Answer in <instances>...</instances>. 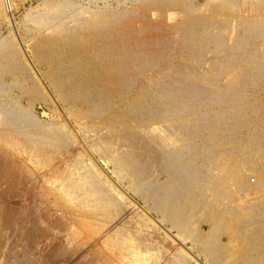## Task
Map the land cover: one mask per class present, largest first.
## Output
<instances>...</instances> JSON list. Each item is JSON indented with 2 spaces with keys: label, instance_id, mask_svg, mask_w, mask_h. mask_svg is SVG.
Returning a JSON list of instances; mask_svg holds the SVG:
<instances>
[{
  "label": "bare ground",
  "instance_id": "obj_1",
  "mask_svg": "<svg viewBox=\"0 0 264 264\" xmlns=\"http://www.w3.org/2000/svg\"><path fill=\"white\" fill-rule=\"evenodd\" d=\"M26 21L0 37V229L55 245L16 261L0 241L3 263L264 264V0H58Z\"/></svg>",
  "mask_w": 264,
  "mask_h": 264
},
{
  "label": "rangeland",
  "instance_id": "obj_2",
  "mask_svg": "<svg viewBox=\"0 0 264 264\" xmlns=\"http://www.w3.org/2000/svg\"><path fill=\"white\" fill-rule=\"evenodd\" d=\"M56 1H58V0H14V2H13V6H12V12H13V16H14V22L16 23H14V25L12 26V29L11 30H13L14 28V31H9L10 29V23H9V21H6V20H1L0 21V37H2V35H7L8 33H10L11 35H14L15 36V38H17L18 40H20L22 37H23V30H24V28H25V26H28L29 24H35L36 23V21H26V19H27V17L28 16H34L35 18H38V17H43L44 16V14L46 13V12H48V4H50V3H54V2H56ZM73 1H75V0H73ZM192 1H194V2H196V3H198L199 5H203L207 0H192ZM210 1H212V0H209V2ZM246 1H251V2H257L258 0H246ZM129 3V4H128ZM125 6H127V7H130V8H132L133 7V5L131 4V2H126V4H125ZM256 10L255 9H249V8H246V7H243V6H241L240 7V9H239V11H238V16H252V15H254L256 12H255ZM169 12V11H168ZM152 16L153 17H156L157 16V13H158V11H155V10H152ZM252 13V14H251ZM38 14H39V16H38ZM249 14V15H248ZM37 15V16H36ZM178 15V14H177ZM177 15H176V13H172L171 14V16H173V17H170V19H172V18H174V16H176L177 17ZM26 17V18H25ZM46 17V16H45ZM23 19H24V21H23ZM238 19H239V17H235L233 20H232V23H231V27H230V29H229V33H228V36H227V41H228V43H233V41H234V39L235 38H238L239 36L241 37L242 35L240 34V35H237L238 34ZM173 20V19H172ZM171 20V21H172ZM27 23H26V22ZM7 22H8V25H7ZM26 23V24H25ZM19 24V25H18ZM28 24V25H27ZM17 28V29H16ZM17 31H19L18 33H17ZM15 33H17V34H15ZM19 33H20V36H19ZM18 35V36H17ZM257 40H254V42H256ZM261 40H258L257 42H260ZM28 42H26V44H27ZM28 45H29V43L26 45V48L28 47ZM207 65V64H206ZM4 80L6 81V82H9V80L10 79H5L4 78ZM10 82H11V80H10ZM259 96H262V95H259ZM26 102H24V104H25ZM26 105V104H25ZM36 110H37V112H38V114L39 115H41L43 118H46V116H47V114L44 112V111H48V110H46L45 108H43L42 106H40L39 104L37 105V107H36ZM1 126H3V125H1ZM2 147V144H0V148ZM82 148H84V151H86V153H87V156L88 157H90L92 160H93V162H94V164L98 167V169H102L101 171H102V173H104V175L105 174H107V175H105L106 177L108 176V174H111V170L107 167V166H105L104 165V163L99 159V157H97L98 155L97 154H93V153H91V155H90V152L85 148V146L84 145H82ZM7 152V151H6ZM6 152H4L3 154H5ZM7 154V153H6ZM8 157H9V155H8ZM11 157V159H12V161H15L16 163H17V165L19 166L18 168L20 169V173L21 174H23L24 173V164L22 163V161L20 160V159H16V158H13L12 156H10ZM94 159L96 160V161H94ZM20 162H19V161ZM100 160V161H99ZM55 163H60V158H58L57 160H56V162ZM97 163V164H96ZM22 170V171H21ZM109 170V171H108ZM105 171V172H104ZM112 175V174H111ZM24 176V175H23ZM30 176V175H29ZM25 177V176H24ZM31 177V176H30ZM159 178H161L160 180H162V179H164V175H162V176H160ZM114 176L112 175V178L110 179V177H108V180L110 181V182H112L114 185H117L116 183H114ZM26 181V178H24V179H20V180H12L13 182H14V185L13 186H11V187H9V189H7L8 190V192H9V194H11L12 193V195H14L13 197L11 196V195H7V196H4V195H2V196H4V198L5 199H7V203L11 206V207H13L12 209H16V210H20V208L23 206V205H27V204H29V203H31V202H33L34 201V195H33V192H28V190L30 189L29 188V186H31V185H33L32 183L34 182V183H36L35 184V188H34V192L37 190V189H39V179L37 178V179H35V178H33V177H31V179L30 180H28V181ZM252 180H254V178H252ZM21 181V182H20ZM21 185V187H20V185ZM26 186V187H25ZM28 186V187H27ZM37 187V188H36ZM11 188V189H10ZM122 191L123 192H125V190H126V188L122 185ZM27 191V192H23V191ZM1 192H0V198H1V193H2V190H0ZM17 191V192H16ZM28 195H27V194ZM16 194V195H15ZM24 195V196H23ZM133 196V198L136 200V201H138L141 205H143V202L138 198V197H136V196H134V195H132ZM18 199V200H17ZM50 203V205H52L51 203L52 202H49ZM34 204V203H33ZM50 205H44V206H46L47 208H52ZM19 207V208H18ZM45 207V208H46ZM18 208V209H17ZM139 208V207H138ZM136 208L135 209V211H140V212H144V210L146 209L145 208V206L143 205V208H145V209H143L142 207L141 208ZM15 210V211H16ZM17 212V211H16ZM36 224L38 225V223L36 222ZM10 227H13L14 228V226L12 225V224H10L9 225ZM9 226H8V229L11 231H8V229L6 230V229H0V241L2 242V244H4V241H5V243H6V241L8 240L10 243V245L13 247V249H11V250H9L10 251V253H9V251H7L6 252V256L7 257H9L10 258V256H12V258H13V260H15V258H16V261L17 260H20V259H22V257L24 256L23 254L25 253H29L30 255H35V256H41L42 254H43V252L45 253H47V252H51V249L54 247V245H55V238L53 237V235L52 234H50V233H48L47 231H46V233H45V228H44V225H41V229H43V234H35V235H33L32 237H31V243H27V245H26V247H25V245L23 244H20L21 242H20V240H17V237H18V235H16L17 233L15 232L14 233V230H15V228L13 229V228H9ZM205 226V225H204ZM205 228H206V226H205ZM13 229V230H12ZM13 231V232H12ZM8 232V233H7ZM6 233V234H5ZM173 233H176L175 231H173ZM3 234V235H2ZM14 234V235H13ZM46 234V235H45ZM50 234V235H49ZM5 235H6V237H5ZM8 235H10L9 237H8ZM47 236V237H46ZM7 238L6 240H1V238H3V239H5V238ZM44 237H45V239H44ZM19 239V238H18ZM14 240V241H13ZM224 240H225V238H224ZM7 241V242H8ZM52 241H53V243H52ZM40 242V243H39ZM177 243V244H176ZM175 243V247H178V245H179V241L178 242H176ZM15 245V246H14ZM41 246V247H40ZM52 246V247H51ZM187 246H189V248H191L192 249V247H191V243H189V242H187ZM50 247V248H49ZM27 248H28V250H27ZM47 248H49V251H48V249ZM23 249V250H22ZM25 249V250H24ZM34 249V250H33ZM3 249H1L0 250V264H4L3 263V261H2V256H3V251H2ZM25 251V252H24ZM28 251V252H27ZM30 251V252H29ZM7 253H8V255H7ZM17 255V256H16ZM15 257V258H14ZM68 257H70V255L69 256H67V258ZM12 258H11V260H12ZM20 258V259H19ZM66 258V257H65ZM64 258V259H65ZM66 258V259H67ZM68 259H70V258H68ZM10 261V260H9ZM8 261V264L9 263H11V262H9ZM68 263H70V262H67V261H62L61 260V262H56V263H51V264H68ZM77 262L75 261H73V262H71L70 264H76ZM6 264H7V262H6ZM34 264H39L37 261H36V263H34Z\"/></svg>",
  "mask_w": 264,
  "mask_h": 264
}]
</instances>
